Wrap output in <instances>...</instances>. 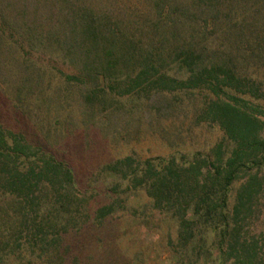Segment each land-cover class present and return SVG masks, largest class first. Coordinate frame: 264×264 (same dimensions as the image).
Returning <instances> with one entry per match:
<instances>
[{
	"label": "trees",
	"instance_id": "16d2710c",
	"mask_svg": "<svg viewBox=\"0 0 264 264\" xmlns=\"http://www.w3.org/2000/svg\"><path fill=\"white\" fill-rule=\"evenodd\" d=\"M124 1L0 0V73L9 63L16 75L23 69L19 80L34 81L26 49H61L69 69L59 76L83 89L94 129L119 99L151 107L162 99L166 109V96L200 90L212 99L196 122L223 138L191 157L113 159L101 168L112 180L108 201L94 204L70 163L0 123V264L97 262L99 237L140 191L143 223L158 215L173 225L166 246L177 261L264 264V82L235 64L264 61V0ZM229 44L245 48L235 57ZM87 226L95 247L82 253L67 242Z\"/></svg>",
	"mask_w": 264,
	"mask_h": 264
},
{
	"label": "rangeland",
	"instance_id": "374dc122",
	"mask_svg": "<svg viewBox=\"0 0 264 264\" xmlns=\"http://www.w3.org/2000/svg\"><path fill=\"white\" fill-rule=\"evenodd\" d=\"M18 36L14 34V38ZM217 37L220 40H214V46H222L223 36ZM230 48L235 57H239L245 47L241 44ZM27 51V57L31 59L28 64L32 65L24 67L34 81L19 80L23 69L17 68L16 75L10 72L9 63L0 73V123L7 130L23 134L31 145L70 163L82 190L94 204L108 201L107 191L112 187V180L105 177L101 168L113 159L129 154L142 159L165 158L171 153L191 157L198 151L209 153L223 138L218 127L196 122L201 109L212 99L208 92L200 90L166 96L169 100L166 109L161 108L167 103L162 99L157 100L161 103L156 107L140 98L119 99L112 107L106 103L109 110L114 108L113 117L104 129H94L90 126V106L84 100L83 89L67 85L59 76L60 70L67 72L69 69L61 53L36 46H29ZM240 60L241 63L236 61L235 64L241 73L260 76L264 82V61H247L244 67ZM256 66L260 67L259 71ZM261 91L264 93V86ZM260 103L264 108V100ZM171 104L174 107L171 108ZM126 197L128 212L118 213L106 226L99 237L101 243L105 240L104 250L93 264L101 261L102 264H189V261L174 259L166 246L167 232L174 230L171 222L155 215L143 223L142 206L148 202L144 193L131 192ZM147 212L153 214L150 208ZM92 231L87 226L81 235L68 237L67 243L82 253L92 252L95 247L91 244ZM116 234L120 236L117 241L120 252L115 243L109 242Z\"/></svg>",
	"mask_w": 264,
	"mask_h": 264
}]
</instances>
